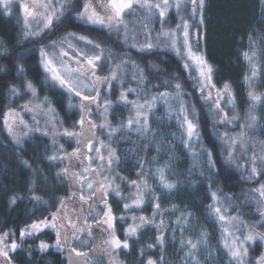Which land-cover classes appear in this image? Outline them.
<instances>
[{"label": "snow or ice", "instance_id": "1", "mask_svg": "<svg viewBox=\"0 0 264 264\" xmlns=\"http://www.w3.org/2000/svg\"><path fill=\"white\" fill-rule=\"evenodd\" d=\"M11 4L12 0H0L5 15H11ZM259 4L264 12V0H259ZM206 5L207 0H75V3L74 0H31L19 3L22 14L20 40L39 43V66L44 82L68 97L67 107L77 118L71 127H64L53 101L47 95L41 98L37 85L30 79H26L20 87L6 85L10 97L27 94L30 99L20 105L19 110L9 107L3 112L4 130L18 146L33 132L50 138L52 152L45 159L50 166L63 165L55 176L57 180L67 182V189L63 195H53L46 200L37 194L40 189L36 181L29 182L28 199L35 205L43 206L44 211L19 228L18 237L16 231H0V264H15L14 254L22 244L29 239L38 240L48 231L54 235V243L40 240L30 246L29 255L35 251L46 254L55 248L60 254L67 253L68 264H91L89 257L97 254L101 259L107 257L108 264H123L120 254L135 252L136 244L140 243L143 246L139 249L137 264H167L165 251L169 228L173 233L180 232L178 251L183 253L180 258L183 264H201L199 252L202 246H207V232H200L195 240L184 238L192 215L190 212L181 213L175 220L169 218L166 222L165 219L170 213L175 214L177 206L162 208L163 194H170L179 187L178 182L173 183L168 178L169 164L149 169L146 173L145 166L155 163L157 158L140 160L138 178L134 180H128L119 171L112 174L121 163L119 149L112 146L114 138L118 135L123 137L125 133L137 137H147L150 133L157 135L152 128L151 117L157 105L163 104L167 106L169 117L175 116L183 148L189 150L194 160L202 163L206 159V167L200 171V176L207 171L209 180L214 182L213 171L219 172V165L213 150L204 147L201 142V125L195 107H189L184 100V84L173 76L160 85L165 91L149 95L147 85L151 81L148 74L127 51L116 52L96 38L76 31L58 35V30L67 28L68 21H79L81 25L98 26L109 36L115 31L116 47L135 49L139 53H153L158 49L172 53L193 82L200 99L210 105L211 114L217 117L213 122L215 128L233 124L237 117L230 118L224 107L225 101L232 108L235 106L232 85L226 81L217 86L214 80L216 68L201 48V43L207 38ZM173 9L177 22L171 27L167 25V18ZM128 16L134 19H126ZM156 22H159V30L154 27ZM247 39L248 48L241 55L251 73L246 74L244 80L252 87V81L264 72V33H256L254 38L249 32ZM0 56L11 59L2 41ZM129 68L132 70L130 78ZM16 71L18 75L23 74L24 66L18 64ZM126 84L129 86L125 87ZM117 86L119 94L113 99ZM248 95L254 102L264 99V94L250 91ZM130 96L135 99H130ZM121 106L128 108L129 116L114 126L109 116ZM254 106L249 109L248 122L240 125L239 134L230 135L226 131L219 134V139L226 145L224 164H235L247 173L241 177L250 182L244 195L247 201L255 202L256 214L261 219L255 224L242 220V209L232 204L236 197L224 194L219 188L209 192L211 202L207 205V215L220 227L221 245L229 264H264V251L253 260L250 247L264 244V231L258 230V226H264V142L253 140L249 147L245 131L252 129L257 122V117L251 115ZM26 114L31 115V123L24 119ZM97 115L99 121L93 118ZM40 118L43 119V127ZM174 138L175 134L168 137ZM60 139L75 146L67 151L63 144L57 146ZM150 143L144 145L147 151H151ZM197 145L199 152L194 150ZM130 151L139 152L140 149L132 148ZM237 151L241 153L239 160L236 159ZM249 151L252 153L250 156L246 155ZM241 160L243 163H240ZM22 163L31 167L27 160ZM117 179L127 183L128 188L134 191L125 196ZM114 197L119 198L117 205L124 201L119 216L111 203ZM146 197H151V216L125 215L142 210L148 202ZM21 199V195L14 193L8 197L7 203L11 207ZM232 211L237 214L232 215ZM157 217L160 218L158 222ZM129 219L132 223L123 228L121 236L119 222ZM145 233L151 236L147 243L143 240ZM89 243L92 247L85 251ZM156 248L160 251L159 256L148 255Z\"/></svg>", "mask_w": 264, "mask_h": 264}, {"label": "trees", "instance_id": "2", "mask_svg": "<svg viewBox=\"0 0 264 264\" xmlns=\"http://www.w3.org/2000/svg\"><path fill=\"white\" fill-rule=\"evenodd\" d=\"M126 19L131 21L134 18L128 16ZM205 20L207 38L201 43V48L205 50L209 62L216 68L214 80L217 86H222L226 81L232 85L235 106L232 108L225 101L224 107L230 118L237 117L233 124L215 128L213 122L217 117L211 114L210 105L203 103L200 99V94L193 87V82L180 68L179 60L172 53H166L160 49L153 53H139L135 49L116 47L114 42L117 41V34L115 31L109 36L106 30L98 26L81 25L79 21H68V27L59 29L58 35L65 31H76L96 38L105 46L112 47L116 52L127 51L131 59L136 61L148 74V79L151 81L147 85L150 90L149 95L155 91H165L166 89L160 85L164 81L172 79L173 76L181 80L184 84V100L189 107L194 106L196 109V115L201 125V142L204 147L213 150L214 158L219 165V172L213 171L214 182L209 180L207 171L204 176H200V171L206 167V159L202 163L199 160H194L189 150L182 148L175 167L183 181L178 183L179 187L172 193H166L164 200L189 208L199 226L205 228L210 233V239L217 243L216 235L220 231V227L207 215V205L211 202L210 191H216L219 188L223 190L224 194L236 197L232 204L235 208L242 209L240 212L242 220L255 224L261 219L256 214L255 202L247 201L244 195L249 189L250 182L241 179V177L246 176L247 173L242 172L235 164H224L227 155L226 145L219 139V134L226 131L230 135L239 134L240 125L248 122L249 109L254 104L251 115L257 117V122L252 129L245 130L249 138L248 145L251 147L253 140L264 142V99L254 102L248 95L250 91L257 95L264 94V72L255 78L253 86L250 87L244 80L246 74H251L250 68L241 55L248 48L247 36L249 32L253 33L254 38L256 33H264V12L261 10L259 0H207ZM176 22L177 16L173 9L167 18V25L174 27ZM154 27L159 30V22H156ZM21 28L22 22L16 5L12 7L11 15H5L0 9V41L7 47L8 55L11 57V59H6L0 56V231L13 230L16 231V234H18L19 228L30 223L31 219L40 216L44 211L43 206L35 205L28 199L29 182L36 181L37 187L40 189L37 194L46 200L53 195H63L67 189V182H61L55 176L58 168L62 165L50 166L45 159L52 152V145L48 138L40 135L28 136L18 146L7 136L2 123V114L5 111L7 100L10 98L6 85L15 84L20 87L26 79H30L37 85L40 97L47 95L53 101L56 110L66 123L73 122L76 117L73 112H66L64 93L51 89L44 82V75L39 66L38 49L40 45L39 43L21 41ZM18 64L24 66L23 74H17L16 66ZM152 65H156V67H152ZM127 86L129 85L126 84L125 87ZM153 86H156L155 89ZM167 90L172 91V89ZM115 94H113V99ZM167 115V109L162 110L161 107H157L151 119L156 123L155 126L166 130L169 126ZM128 116V108L121 106L109 117L113 123L117 124L120 120L127 119ZM149 142H151V151H147L144 147ZM112 146L118 148L121 153V163L117 171L128 180L137 175L140 160H152L153 157H156L155 140L151 133L147 137H137L135 134L129 135L128 133H125L123 137L118 135L112 141ZM132 148H139L140 151H130ZM194 150L199 152V145ZM256 150L259 151V148ZM251 154L249 151L246 155L250 156ZM240 155V151H237L236 159L239 160ZM25 160L31 164L30 168L25 167L22 163ZM240 163L243 161L241 160ZM153 165L154 163L146 165L144 171L148 172ZM190 178H192V182L189 183ZM14 193L21 195L23 199L9 207L8 197ZM116 200L113 198L111 203H113L115 213L119 214L121 204L117 205ZM231 214L236 215L237 213L232 211ZM125 225L119 222L118 228L121 236ZM258 230L264 231V226H258ZM152 232L154 233V230ZM150 239L151 236L145 233L144 242L147 243ZM39 240L52 242L54 235L48 231L40 235L38 240L29 239L23 244L24 248L14 254L15 264H67L63 254L51 249L46 254L35 251L29 255L30 246H34ZM142 246L137 243L135 252H129L127 255L121 253L120 258L123 263L137 264L139 249ZM250 247L253 250L251 258L254 260L255 256L263 251V248L261 244ZM175 251L174 245L167 241L165 251L167 264H178ZM153 254L159 256V249H152L148 252V255ZM222 261L223 264H229L228 258L225 256L222 257Z\"/></svg>", "mask_w": 264, "mask_h": 264}, {"label": "rangeland", "instance_id": "3", "mask_svg": "<svg viewBox=\"0 0 264 264\" xmlns=\"http://www.w3.org/2000/svg\"><path fill=\"white\" fill-rule=\"evenodd\" d=\"M21 2H31V0H12L10 11L12 12V7H14V5H16L19 18L22 22V19H21L22 14H21V12L19 10V6H18L19 3H21ZM0 9L2 10V12H4V9L2 6H0ZM33 27H35V25H33ZM121 31H123V29H121ZM131 71L132 70H130V68H129L128 69V75L129 76H131ZM106 72H107V67H105V69H104V73H106ZM252 85H253V81H252ZM117 89L118 90H116V92H115L116 94L114 96V99L119 94V87L118 86H117ZM41 98H43V97H41ZM129 98L135 99L134 96H130ZM28 99H30V96L27 94L22 98L10 97L7 100L5 111H7V109L9 107L16 108L17 110H19V106L24 104ZM73 103H76V101H73ZM67 104H68V97L65 95L64 107H65L66 112L70 113L71 111L68 109ZM157 107H161L162 110L167 109V106H165L163 104H158ZM57 113H58V111H57ZM58 115H59V118L61 120H63L64 127H71L73 122L66 123L64 121V118L59 113H58ZM75 116H76L75 117V119H76L77 115L75 114ZM93 118L97 119V121H99L98 115L94 116ZM24 119L26 121H28L29 123H31L32 117L30 114H26V115H24ZM40 119H41V127H43V119L42 118H40ZM109 119H110V117H109ZM167 119H168L167 121H168L169 126L166 130H163L159 126H155L156 123H154V122L152 123V128L155 130L156 133H158L157 135L153 136L154 140H155V153H156L157 159H156V162L154 163V165L152 166V168H150V169L154 170L156 167H161L167 163V164H169V173H168L169 180L173 183H177V182L180 183L181 180L183 181V178L181 176H179V174L177 173L175 165H176L177 161L179 160L178 155H179L180 150L183 148V146H182V142L179 140L180 132L178 131V125L176 123L175 116L173 115L170 118L169 115H167ZM113 125L115 126L116 124L113 123ZM5 132H6L7 136L11 139V137L8 135L6 130H5ZM173 134H175V138L174 139H168V137L172 136ZM33 135H40V133L33 132L29 136H33ZM48 139L50 141V144L52 145L51 139L50 138H48ZM59 144H63L65 149H67V151H71L72 148L75 146L74 143H68V142H66L65 139L58 140L57 146ZM67 146H70V148H67ZM116 171H117V169H114L112 174H115ZM145 172L147 173V171H145ZM137 178L138 177L136 175L135 178H133L131 180H134ZM184 181H186V180H184ZM150 182L155 183V181H150ZM190 182H192V178L189 179V183ZM117 183H121L119 181V179H117ZM194 183H195V181H194ZM121 188H122V192L125 196H127L130 191H134V189L128 188L127 183H121ZM157 191H159V189H157ZM165 194H163V198L161 200L162 208L167 209V208H170L171 205L177 206V210H176L175 214L173 215L170 213L169 217L165 218L166 222L169 218L171 220H175L176 216H179L181 213L187 214L190 212L192 215L190 217L188 230L184 233V238L187 239V238L191 237L193 240H195L198 238L200 232H202V231L207 232V234H208L207 246H202L201 250L199 252L201 264H223L222 257H224V256L227 257V255H226L225 250L223 249V247L221 245V232L219 231L216 235V237L218 238L217 243L215 240H211L210 239V233L205 228H203L202 226H199L198 222L194 218L193 212L187 207H183V206H180L178 204L166 202L164 200ZM116 199H119V198H116ZM146 201H148V202L145 204V206L142 210H136L135 212H129V213H126L125 215H127L129 217L132 215H136V216L148 215V216H151V214H152L151 197H146ZM123 202L124 201H121V208H120V211L118 212L119 214L115 213L117 216H119L122 212V203ZM159 219L160 218L157 217V222L159 221ZM120 223L126 224L125 225V227H126L128 224L132 223V221L129 219L127 221L120 222ZM173 236H175V239H173ZM17 237H18V234H17ZM54 239H55V237H54ZM180 239H181V235H180L179 230H177L175 233H173L172 230L169 228V230L167 232V241L170 242L172 245H174V248L176 250L175 253L177 255L178 264H183V262L180 259L183 256V253L178 251L179 246H180V244H179ZM39 242H40V240L36 244H38ZM48 243H54V240L52 242H48ZM88 245H90V244H88ZM31 246H33V245H31ZM78 246H79V244H78ZM261 246H262L263 251H264V244H261ZM21 248H24L23 244H22ZM51 250L58 251L55 248H53ZM86 250H88V248H86ZM209 253H211V255H209ZM63 256L65 257V259L67 261V258H66L67 253L66 252L63 254ZM119 259L122 261L120 256H119ZM89 260H90L91 264H108L107 257H104L103 259H101V258L97 259V258L91 257V258H89Z\"/></svg>", "mask_w": 264, "mask_h": 264}, {"label": "flooded vegetation", "instance_id": "4", "mask_svg": "<svg viewBox=\"0 0 264 264\" xmlns=\"http://www.w3.org/2000/svg\"><path fill=\"white\" fill-rule=\"evenodd\" d=\"M96 235H98V233H96ZM90 245H88L86 248H88V249H90L91 247H92V243H89ZM77 247H79L78 246V244L76 245ZM86 248L84 249L85 251H87L86 250ZM97 258V259H99V258H101L98 254L97 255H93V256H90L89 258ZM67 264H68V262H67Z\"/></svg>", "mask_w": 264, "mask_h": 264}]
</instances>
